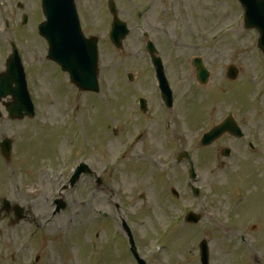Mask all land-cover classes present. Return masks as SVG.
I'll return each instance as SVG.
<instances>
[{
  "label": "rangeland",
  "instance_id": "obj_1",
  "mask_svg": "<svg viewBox=\"0 0 264 264\" xmlns=\"http://www.w3.org/2000/svg\"><path fill=\"white\" fill-rule=\"evenodd\" d=\"M218 3V2H217ZM90 5L93 7V8H98L99 6H100V3H99V1L98 0H90ZM218 6V8L221 10V11H223L224 10V6L223 5H217ZM95 12H97V11H95ZM80 13H82V12H80ZM82 15L85 17V19H86V22H85V29H86V31L88 32V33H99L100 32V28L97 26V25H92L91 27H90V29H89V27L87 26V25H89L88 24V20L91 18V15H89V12H87V11H84V13H82ZM96 16V15H95ZM222 20H224L223 19V17L221 16V15H217V20H216V22H217V24H220L221 23V21ZM43 45V44H42ZM44 46V45H43ZM223 47V45L222 44H220L219 45V48H218V51L221 49ZM41 50H42V48H41ZM112 52L108 49L107 50V56L108 55H110ZM78 128H79V130H80V123L78 122V124L76 125ZM31 131H32V133H33V135H34V131H33V129H30ZM43 135V134H42ZM44 136H46V133L44 134ZM40 143L41 142H39V150L41 151L42 149L46 152V148H48L46 145H45V147H41L40 146ZM60 143V141H58V144ZM24 144H25V149L24 150H26V155L24 156V159L25 160H28V159H31L32 157H33V155L34 154H36L37 152H38V150H37V147L35 148V146H36V143L34 144V142L33 141H25L24 142ZM21 162H22V160H21ZM35 162H36V159H32L31 160V163L26 167V168H29V167H32L33 168V170L32 171H27L26 169H25V167H24V164H23V162L21 163V166L19 167L21 170H23L24 172H27L28 174H30V173H34L35 172V166H38V163L37 164H35Z\"/></svg>",
  "mask_w": 264,
  "mask_h": 264
}]
</instances>
